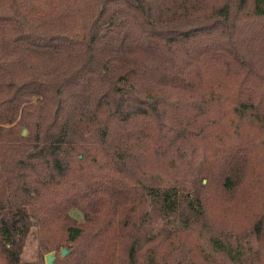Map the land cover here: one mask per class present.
<instances>
[{
  "label": "trees",
  "instance_id": "1",
  "mask_svg": "<svg viewBox=\"0 0 264 264\" xmlns=\"http://www.w3.org/2000/svg\"><path fill=\"white\" fill-rule=\"evenodd\" d=\"M256 20L264 0H0V264L35 228L64 264H264ZM190 129L209 142L198 186L146 185ZM140 147L151 164L133 171ZM149 203L182 229L139 239ZM193 217L254 230L259 257L208 251Z\"/></svg>",
  "mask_w": 264,
  "mask_h": 264
},
{
  "label": "rangeland",
  "instance_id": "2",
  "mask_svg": "<svg viewBox=\"0 0 264 264\" xmlns=\"http://www.w3.org/2000/svg\"><path fill=\"white\" fill-rule=\"evenodd\" d=\"M253 27L254 31L258 33L264 29L259 20L253 23ZM260 116L264 120V113L261 112ZM189 135L193 138L187 139L181 147V150L175 155L177 162L176 169L170 173H164L155 169L151 175L143 179L146 185L155 187H170L176 185L184 187L185 190H192L198 186L201 180V169L206 161L209 142L205 138V133L203 135L199 130L190 129ZM143 152L144 150L141 147L137 150L134 156L136 161L131 164L133 171L144 168L147 159L143 157ZM147 161L150 163L149 160ZM71 215L78 223L83 221V216L80 212L74 210L71 212ZM190 220L195 221L192 228L193 237L208 251H211L209 246L210 239L214 237L221 238L233 246H242L247 251V257L254 260L259 257V242L254 230L248 229L234 232L231 229L222 228L208 219L193 217ZM180 222V220L174 217H170L167 220L160 219L157 209L149 203L144 212L143 223L138 230L139 239L143 241L154 237L164 227H167L170 231L182 229ZM41 243V239L35 228L24 242L21 264H46L47 256L55 257L54 264H64L61 251L62 249L66 250V248L49 251V248L44 249ZM222 262L228 264L224 260Z\"/></svg>",
  "mask_w": 264,
  "mask_h": 264
},
{
  "label": "water",
  "instance_id": "3",
  "mask_svg": "<svg viewBox=\"0 0 264 264\" xmlns=\"http://www.w3.org/2000/svg\"><path fill=\"white\" fill-rule=\"evenodd\" d=\"M23 134L25 135L26 131H24ZM67 252H68L67 250H63V256H66ZM54 262H55V257L47 256L46 264H54Z\"/></svg>",
  "mask_w": 264,
  "mask_h": 264
}]
</instances>
